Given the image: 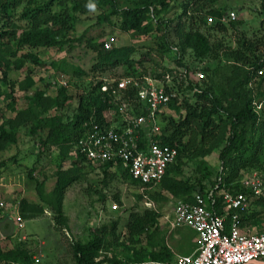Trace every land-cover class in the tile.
Masks as SVG:
<instances>
[{"label":"trees","instance_id":"trees-1","mask_svg":"<svg viewBox=\"0 0 264 264\" xmlns=\"http://www.w3.org/2000/svg\"><path fill=\"white\" fill-rule=\"evenodd\" d=\"M126 1L124 6H119L117 0H0V81L3 85H9V73L13 69L21 70L28 60L42 63L40 57L32 52L34 48L67 49L70 56L78 46H83L94 53L88 69L66 58L50 62L54 70L69 77L68 82L52 80L50 77L48 82L42 80L48 88L28 92L35 81L27 76L25 84H19V88L27 92L29 100L24 109H17L13 90L4 92L0 88V150L6 144H16L17 130L26 127L38 142L41 152L55 150L59 158L64 160L72 148L75 150L76 143L84 135L85 123L91 120L106 121L110 112H114L116 118H121L119 107L123 101L129 106L133 105L136 113H143L136 88L128 86L120 92V98L115 99L112 89L103 91L102 86L106 78L117 80L113 84V87H117L121 78L142 79L148 76L145 64L152 60V51H155L161 57L173 59L182 69L179 74H173L172 69L168 68L155 76L166 84L168 90L171 88L179 92L181 97L168 104L169 109L180 112L178 119L166 116L165 112L161 114L163 143L176 147L178 156L159 184L189 202L195 201L197 193L206 197L213 190L216 200L213 207L219 214L225 213L223 191L244 192L250 206L246 211H238L241 226H257L260 229L264 224V195L257 196L242 188L240 172L243 169H257L264 174V103L260 108L262 113L257 110V105L264 102V4L260 21L262 33L251 37L238 30L242 21H220L221 17L229 14L225 6L217 4L218 0ZM90 4L105 11L99 16L103 21L114 23L121 30L136 36L152 37L156 47L138 58L134 56L133 46L106 48L105 40L97 42L87 36V32L79 37L68 36L80 21L79 15L91 9ZM173 9L177 10L173 18L166 15L159 18ZM112 16H117L118 21L113 20ZM209 18L214 21L209 22ZM200 25H211L212 30L222 34L232 29L237 33L236 46L212 41L210 35L201 31ZM26 49L29 50L22 54ZM187 50L192 52L196 60L209 58L215 64L199 69L204 73V78L199 82L189 78L192 66L183 63ZM166 75L172 78L171 86L166 83ZM89 77L91 80H88ZM52 84L56 89L54 92H50ZM71 87L78 91V105L76 112L69 118L64 114V109L72 99ZM2 99L7 101L5 108L1 106ZM4 110L16 113L15 117L3 120ZM218 148L221 169L210 189L199 187L190 180L191 177L178 178L184 174L186 158L205 157ZM75 155L76 160L85 164L78 152L75 151ZM3 165L0 164V168ZM207 168V162L201 159L199 170ZM101 169L105 177L132 180L121 165L115 172L110 170L109 165H103ZM33 173L34 169H31L29 176L32 179ZM59 174L56 187H61L63 191L74 178L65 184L60 169ZM39 179L40 175L36 178L38 184L42 182ZM132 182L142 187L140 183ZM148 187L144 186L145 189ZM18 204L23 216L26 200L21 199ZM50 205L57 222L66 225L61 208L53 206L52 202ZM1 211L2 208L0 228L3 238L12 240L16 234L15 223ZM233 212L230 210L227 215V225L232 221ZM128 219L126 229L129 241L140 244L139 249L125 248L115 252L112 258H100L102 251L108 247L107 234L104 229H99L91 241L72 243L74 264L174 262V253L166 242L156 211L146 209L144 212H131ZM27 243L26 240L17 241L8 249L0 245V264L38 263L33 249ZM196 246L194 243L193 250Z\"/></svg>","mask_w":264,"mask_h":264},{"label":"rangeland","instance_id":"rangeland-1","mask_svg":"<svg viewBox=\"0 0 264 264\" xmlns=\"http://www.w3.org/2000/svg\"><path fill=\"white\" fill-rule=\"evenodd\" d=\"M117 1L119 6H124L127 2L126 0ZM217 4L225 6L227 14L236 13L234 20L243 22L238 29L240 32H245L251 37L254 34L262 33L260 21L263 17L261 12L264 0H218ZM104 12L101 8H95L80 14V21L76 23L68 36L79 37L87 32V36L94 38L97 42L114 36L116 40L113 42V46H133L135 48L134 56L138 58L142 53L156 47L152 37L136 36L132 32L121 30L114 23L103 21L99 16H102ZM163 15L173 18L177 15V10L173 9L169 13L160 15L159 18ZM111 18L118 21L117 16ZM22 24L24 25L25 22ZM210 26L200 25V28L202 32L210 35L212 41H223L233 47L236 46V32L230 29L229 32L222 34L212 30ZM27 50L29 49L21 53H26ZM66 50L34 48L32 52L40 57L42 63L36 64L28 60L21 70L13 69L9 73V85H3L0 81V88L4 92L14 91L18 110L24 109L28 105L27 92L19 88V84L22 82L25 84L27 76H31L35 81V85L28 92L35 91L37 88H48L46 84H43V81L47 80L48 82L50 77L52 80L67 82L70 80H68V76L52 68L50 62L53 60L66 58L86 69L90 67L94 56L93 52L83 46H78L69 56ZM183 58L184 64L192 66L190 75L205 66L215 65L209 58L196 60L190 50L186 51ZM145 65L148 76L154 79H157L155 77L157 74L164 73L168 68L172 69L173 74H179L182 71L173 59L168 56L161 57L155 51H152V60L147 61ZM191 77L193 78V75L190 76V79ZM88 80H91L90 77ZM55 90V86L52 84L50 92ZM70 92L72 99L64 109V114L69 118L76 112L78 105V91L71 87ZM6 102L4 99L1 100L3 108H5ZM260 108L258 104V112H264V109L262 111ZM3 113V120L15 117L16 114L6 110ZM179 114L180 112H175L172 109L166 110V116L178 119ZM17 131L18 142L6 144L5 148L0 150V164H4L0 168V202H5L11 208L21 199L26 200L24 214L21 215L25 227L20 230L16 229V232L20 236L26 235L27 244L33 249L34 256L40 260L36 264H74L72 243L91 241L99 229H104L106 232L108 247L107 250L102 251L100 258L105 256L112 258L115 252L125 248L139 249L140 244H133L132 241H129L126 225L131 212H144L146 209L158 213L159 224L162 226L168 246L174 253V258L177 255L190 254L194 251L195 233L191 229L170 228L169 221L172 218L174 203L181 197L163 189L160 184L145 189L133 184L132 180H122L112 176L105 177L101 167H91L76 160L74 148L70 150L69 156L64 160L59 158L58 152L55 150L41 152L38 142L26 127H20ZM219 151L218 148L205 157L186 158L183 164L184 174L178 178L191 177L190 180L198 184L199 187H203L205 190L210 189L211 183L215 181L217 173L221 169ZM201 159L207 162V169L199 170ZM60 163L62 166L59 167ZM31 169H34L33 179L29 176ZM59 169L64 176L65 184L69 179L74 178L63 191L61 187H56L60 178ZM252 171H257V169L241 170L240 179L243 178L241 176L244 172L247 174ZM39 175L41 178L39 180H42L40 184L36 181ZM51 202L53 206L61 208L66 225L57 222L56 214L51 209ZM263 227L264 224L260 229L257 226L250 229L256 231ZM17 241V237L6 240L0 236V245L4 249L12 247Z\"/></svg>","mask_w":264,"mask_h":264},{"label":"built area","instance_id":"built-area-1","mask_svg":"<svg viewBox=\"0 0 264 264\" xmlns=\"http://www.w3.org/2000/svg\"><path fill=\"white\" fill-rule=\"evenodd\" d=\"M235 18L236 13L231 12L221 17L220 21L227 22ZM208 20L211 23L214 21L213 18ZM115 40L114 36L107 38L104 46L112 48ZM192 75L191 79L198 82L204 78V73L200 70ZM114 81L117 80L105 79L102 90L112 89L115 99H119L123 89L128 86L136 88L143 113H136L133 105L129 106L123 101L119 107L121 118H116L113 116L114 112H110L106 121L91 120L85 123L86 130L76 143L75 151L91 167L109 165L110 170L115 172L121 165L128 171L130 178L142 187L157 185L178 156L176 147L163 143L161 114L170 110L168 104L171 100L181 99L179 92L171 88L168 90L164 82L149 76L142 79L121 78L117 87H113ZM171 82V76L166 75V83L171 86ZM263 103L259 104V108ZM109 122L111 123L107 124ZM242 177V188L257 196L264 195L263 173L252 171L243 173ZM223 198L224 214H219L213 207L216 202L213 190L206 197L197 193L194 202L178 199L174 203L170 228L192 229L196 232L197 246L193 253L177 255L174 262L165 264H252L264 260V227L254 231L241 226L239 220L238 211H246L250 206L247 194L226 190L223 191ZM0 208L1 213H6L13 219L16 229L25 227L18 202L9 208L1 201ZM230 210L234 212L230 225H227ZM14 237L18 241L26 240V235L20 236L17 232ZM35 259L39 262L38 257Z\"/></svg>","mask_w":264,"mask_h":264},{"label":"crops","instance_id":"crops-1","mask_svg":"<svg viewBox=\"0 0 264 264\" xmlns=\"http://www.w3.org/2000/svg\"><path fill=\"white\" fill-rule=\"evenodd\" d=\"M180 228H183V229H190V228H187V227H180ZM191 230H192V229H191ZM192 231H193V230H192ZM193 232L195 233V238L193 239V241H194V243L196 244V232H195V231H193ZM0 233H1L2 236L4 237L1 228H0ZM194 251H195V250H194ZM194 251H193V252H194ZM193 252H192V253H193ZM254 264H264V260H259V261L255 262Z\"/></svg>","mask_w":264,"mask_h":264},{"label":"clouds","instance_id":"clouds-1","mask_svg":"<svg viewBox=\"0 0 264 264\" xmlns=\"http://www.w3.org/2000/svg\"><path fill=\"white\" fill-rule=\"evenodd\" d=\"M89 7H90L91 9H93V10L95 9V5H94V4H90Z\"/></svg>","mask_w":264,"mask_h":264}]
</instances>
